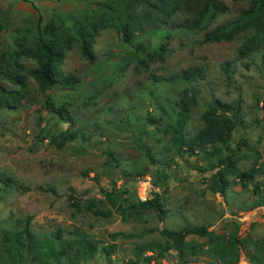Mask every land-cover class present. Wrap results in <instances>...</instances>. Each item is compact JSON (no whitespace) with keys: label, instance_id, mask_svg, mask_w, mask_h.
Here are the masks:
<instances>
[{"label":"rangeland","instance_id":"374dc122","mask_svg":"<svg viewBox=\"0 0 264 264\" xmlns=\"http://www.w3.org/2000/svg\"><path fill=\"white\" fill-rule=\"evenodd\" d=\"M223 1L226 12L218 14L207 28L189 31L175 27L166 34L146 31L135 36V49L120 40L113 18L108 17L110 23L93 35L92 62L81 56L75 40L64 50L57 71L78 77L73 87L66 89L56 83L46 88L27 77L17 103L9 101L14 103L11 107L0 103V179L8 178L9 184L4 187L0 182V232L21 228L29 216L33 233L61 229L67 240H73L71 231L78 230L88 238L115 245L110 259L116 264L134 260L137 264H217L209 260L206 246L203 252L189 254L182 261L158 231L143 232L149 228L176 230L206 225L226 234L237 226L240 237L248 241L251 233L242 234L246 229H242L240 218L256 207L255 185H259L257 196L264 199V40L244 56H238V51L246 33L230 41L201 43L204 31L246 6V0ZM109 4L110 0H0V58L7 56L24 33H28V42L33 41L37 22L40 26L52 22L70 27L90 15L108 16ZM181 16L175 15L173 21ZM160 45L166 49L162 60L134 69L136 58ZM224 61L231 68L230 79L222 69ZM22 62L26 67L36 64L32 59ZM197 67L203 71L201 78L188 83L165 80L183 69ZM160 78L163 81L157 80ZM0 83L11 88L5 80ZM184 94L189 104L188 134L202 125L201 113L213 98L239 100V123L221 151L237 158L236 172L256 168L246 188L229 176L232 183L224 196L210 192L208 178L215 158L173 147L169 125L175 120V102ZM46 101L51 108L63 106L73 123L69 125L51 113ZM61 131L75 137L59 148ZM157 172L167 177L154 185ZM112 189L127 190L131 200L157 192L165 218L159 221L152 211L128 219H121L114 211L101 218L75 209L67 197L83 202L101 198L104 191ZM111 233H117L113 241ZM260 236L251 237V243L240 249L246 257V252L251 253V264H264V233ZM139 240H147L160 252L133 255L132 243ZM185 242L200 247L204 238L186 235ZM100 254L95 252L88 264L102 263Z\"/></svg>","mask_w":264,"mask_h":264},{"label":"trees","instance_id":"16d2710c","mask_svg":"<svg viewBox=\"0 0 264 264\" xmlns=\"http://www.w3.org/2000/svg\"><path fill=\"white\" fill-rule=\"evenodd\" d=\"M30 1V0H28ZM60 1V0H51ZM108 16L90 15L83 21L76 22L70 27L62 24L48 22L43 26L37 22L34 40L28 42V33L16 39L14 47L7 52L6 57L0 58V81L5 80L10 84V89L0 83V103L6 107L13 106L19 101L27 77L33 78L40 86L50 87L58 84L62 88L69 89L75 85L79 78L74 75L61 74L57 71V64L61 61L64 50L75 40L81 56L88 62L93 61L91 42L93 35L101 28L107 26L108 17L113 18L114 25L120 40L135 49L134 38L146 31H160L166 34L169 29L181 27L189 31L207 28L210 22L218 15L226 12L227 7L223 0H110L106 6ZM181 14L179 21L174 22L175 15ZM247 34L242 41V48L238 56H244L248 51L254 50L264 40V0H246V6L229 19L215 24L212 28L203 32L200 42L211 43L230 41L239 34ZM165 48L151 47L145 57L136 58L134 69L140 66L163 59ZM23 59H32L36 64L26 67ZM222 69L227 79L231 78L229 62L222 63ZM203 71L200 67L186 68L179 73L167 77L168 82H190L201 78ZM157 80H162L157 79ZM156 80V81H157ZM163 81V80H162ZM184 95H180L175 102L174 122L169 125L171 143L177 151L183 149L186 153H206L215 158L211 168L214 169L208 178V189L212 193L224 196L226 190L236 177L242 187L246 188L254 179L256 168L250 166L247 170L236 172L237 158L233 153L222 154L221 146L224 145L239 123L241 105L239 100L225 101L213 98L207 108L201 113L202 125L192 134L185 132V123L188 117L189 104ZM13 101L14 103L12 104ZM47 108L59 119L71 125L70 114L63 106L51 108V103L46 101ZM57 147H62L66 141L72 140L75 135L72 132L61 131ZM146 156L148 151L143 147ZM233 152V151H232ZM154 185H158L167 177L165 173L155 174ZM127 181L130 177H124ZM4 187H9L8 178L0 179ZM3 187H0V190ZM259 185H255L252 193L256 195L253 206L264 205V199L257 196ZM49 191L54 192L52 188ZM127 190L104 191L101 198H91L79 201L71 195L67 196L70 204L77 210L89 212L101 218L110 217L117 212L121 219H128L139 213L152 211L159 221L165 218V209L157 192H152L150 197L131 200L127 196ZM107 203V206L104 204ZM158 231L168 240L169 247L176 250L180 259L189 254L203 252L206 246V254L214 259L217 264H234L240 257V249L251 243L250 235L247 240L238 234L237 226L226 234L209 230L206 225H186L179 229L149 228L143 232ZM73 240H67L61 229H55L48 234H36L29 228V216L24 219L21 228L15 231L0 232V264H67L85 262L91 259L96 251L108 259L113 250L112 244L99 246V242L88 238L82 232L71 231ZM114 238L117 233L109 234ZM122 237H129L127 233H119ZM186 235H196L204 238L200 247L189 245L185 242ZM246 235V234H245ZM250 240V241H249ZM160 252L157 246L146 243L134 248V255L138 256L142 251ZM247 253L249 260L251 253ZM160 255V253H159ZM148 261V256L145 258ZM127 264H137L136 260L127 261ZM106 264H112L106 262Z\"/></svg>","mask_w":264,"mask_h":264},{"label":"crops","instance_id":"0c3cea01","mask_svg":"<svg viewBox=\"0 0 264 264\" xmlns=\"http://www.w3.org/2000/svg\"><path fill=\"white\" fill-rule=\"evenodd\" d=\"M255 211H257L258 213H261V214H259V215L256 216L255 215ZM240 219H241V223L240 224L242 226V229H244V230L246 229V231H244L242 234H244L245 232H250L251 233L250 234L251 235L250 237H252L253 239H255V238L261 237L260 235H262L264 233V224H261V222L262 223L264 222V206H256V207H254V209H252L251 211H249L245 217H241ZM252 223H254V224H252ZM249 224H251V226H249ZM142 236H139V239H141ZM113 240L114 239L112 238V241ZM145 241H147V240H139L136 243L133 242L132 243V247H131V253H133V255H134V248L137 245L138 246H143L146 243H150V242H145ZM113 244H114V242H113ZM104 245H107L106 242H104V243L99 242V246H104ZM114 251H115V245H113V250L109 254L108 259H106V257L103 254H100V257L102 258V261L104 259V261H106V262H110L112 264H116V262H112L111 259H110L111 255L114 253ZM143 252H151V251L150 250H145V251H142L141 253H143ZM208 258H209V260L212 259L209 256H208ZM89 260H91V259L86 260L85 263L88 264V261ZM212 260L215 263H217L214 259H212ZM104 261L102 263L101 262H98L97 264H103ZM91 264H93V263H91ZM120 264H122V261L120 262ZM234 264H251V262L249 261V259L245 255H243V253H240L239 259Z\"/></svg>","mask_w":264,"mask_h":264}]
</instances>
